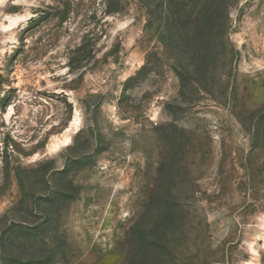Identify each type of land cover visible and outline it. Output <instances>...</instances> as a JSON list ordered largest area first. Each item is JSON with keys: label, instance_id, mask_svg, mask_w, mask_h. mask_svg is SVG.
<instances>
[{"label": "rangeland", "instance_id": "obj_1", "mask_svg": "<svg viewBox=\"0 0 264 264\" xmlns=\"http://www.w3.org/2000/svg\"><path fill=\"white\" fill-rule=\"evenodd\" d=\"M0 264H264V0H0Z\"/></svg>", "mask_w": 264, "mask_h": 264}, {"label": "bare ground", "instance_id": "obj_2", "mask_svg": "<svg viewBox=\"0 0 264 264\" xmlns=\"http://www.w3.org/2000/svg\"><path fill=\"white\" fill-rule=\"evenodd\" d=\"M76 120H77V119H75V122H74L75 124H76ZM68 140H69V138H67L66 140H64V142H67Z\"/></svg>", "mask_w": 264, "mask_h": 264}]
</instances>
